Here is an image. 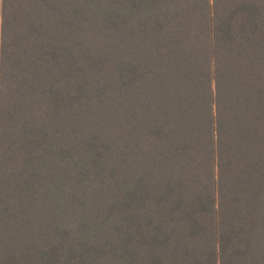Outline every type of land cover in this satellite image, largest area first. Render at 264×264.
<instances>
[{
    "label": "trees",
    "instance_id": "trees-1",
    "mask_svg": "<svg viewBox=\"0 0 264 264\" xmlns=\"http://www.w3.org/2000/svg\"><path fill=\"white\" fill-rule=\"evenodd\" d=\"M0 264H264V0H3Z\"/></svg>",
    "mask_w": 264,
    "mask_h": 264
},
{
    "label": "crops",
    "instance_id": "crops-1",
    "mask_svg": "<svg viewBox=\"0 0 264 264\" xmlns=\"http://www.w3.org/2000/svg\"><path fill=\"white\" fill-rule=\"evenodd\" d=\"M2 4H3V0H0V76H1ZM0 84H1V78H0Z\"/></svg>",
    "mask_w": 264,
    "mask_h": 264
}]
</instances>
